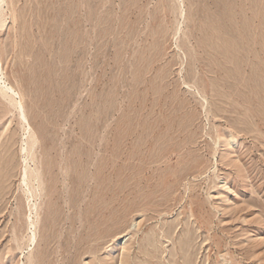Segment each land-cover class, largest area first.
<instances>
[{"label": "rangeland", "instance_id": "rangeland-1", "mask_svg": "<svg viewBox=\"0 0 264 264\" xmlns=\"http://www.w3.org/2000/svg\"><path fill=\"white\" fill-rule=\"evenodd\" d=\"M2 1L0 264H264V0Z\"/></svg>", "mask_w": 264, "mask_h": 264}, {"label": "bare ground", "instance_id": "bare-ground-1", "mask_svg": "<svg viewBox=\"0 0 264 264\" xmlns=\"http://www.w3.org/2000/svg\"><path fill=\"white\" fill-rule=\"evenodd\" d=\"M1 2H3L2 0H0V4H1ZM3 9L1 8V11H2ZM0 11V26L2 25V23L4 22V19H3V16H2V12ZM0 94L2 95V97H6V98H8L9 100V103L12 105V107H14V108H16L18 111H19V114H20V117L23 119V120H25V115H24V111H23V107H22V104H21V102L20 101H18V100H16V92L8 85H6L5 84V82L3 81V78H2V73H1V71H0ZM27 124V123H26ZM25 130H28V135H27V148L30 150V148H32V146L34 145L33 144V142L31 141V139H32V136H33V132L31 131L30 132V130H29V127H28V125H27V128H25ZM36 142V141H35ZM26 145V144H25ZM25 157V156H24ZM29 157V156H28ZM29 166V165H28ZM25 169H27V168H25ZM35 172L33 171H31L30 169H28V170H26L25 172H24V176H25V180L23 181L24 182V184H25V186L27 187V189L25 190L26 192H25V194H28L29 195V197H31V198H33V197H35V195H37V194H39L40 195V192L39 193H35V195L33 194L34 192L31 190V189H34L33 187H32V184H28V183H30V182H28L29 180L31 181V180H33V179H35V180H37L36 182H38V179H39V177H38V175H37V173L36 174H34ZM38 177V178H37ZM33 182V181H32ZM40 184H41V181H39V186H40ZM31 186V187H30ZM30 187V188H29ZM41 187V186H40ZM39 187V188H40ZM37 190H38V187L36 186L35 187ZM42 189V188H41ZM34 191H35V189H34ZM33 192V193H32ZM36 192V191H35ZM34 195V196H33ZM37 197H38V195H37ZM36 198V197H35ZM32 202V201H31ZM31 206H33L34 207V209H35V217H37V211H36V209L38 208L37 206H36V203L34 202L32 205H29V214H28V216H27V230H30V232H31V235L27 238V240H26V242H27V245L29 246L30 244H32L33 242H35V236H34V231L36 230L35 228L37 227V225H35V220H33V217L31 216ZM39 215V214H38ZM38 220V219H37ZM38 222V221H37ZM26 228V227H25ZM28 234V233H27ZM29 235V234H28ZM26 237V236H25ZM25 240V239H24ZM17 243H18V241H17ZM21 247V246H20ZM18 248V247H17ZM27 248V247H26ZM30 256V255H29ZM27 261H28V259H26ZM30 260H31V257H30ZM30 262V261H29ZM27 263V262H26ZM25 263V264H26ZM32 263H33V260H32ZM32 263H29V264H32ZM22 264H24V263H22Z\"/></svg>", "mask_w": 264, "mask_h": 264}]
</instances>
